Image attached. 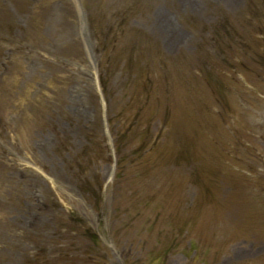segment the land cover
Returning <instances> with one entry per match:
<instances>
[{
  "label": "rangeland",
  "instance_id": "374dc122",
  "mask_svg": "<svg viewBox=\"0 0 264 264\" xmlns=\"http://www.w3.org/2000/svg\"><path fill=\"white\" fill-rule=\"evenodd\" d=\"M0 264H264V0H0Z\"/></svg>",
  "mask_w": 264,
  "mask_h": 264
},
{
  "label": "trees",
  "instance_id": "16d2710c",
  "mask_svg": "<svg viewBox=\"0 0 264 264\" xmlns=\"http://www.w3.org/2000/svg\"><path fill=\"white\" fill-rule=\"evenodd\" d=\"M92 236H93L95 239H97V236L95 235V233H93Z\"/></svg>",
  "mask_w": 264,
  "mask_h": 264
}]
</instances>
